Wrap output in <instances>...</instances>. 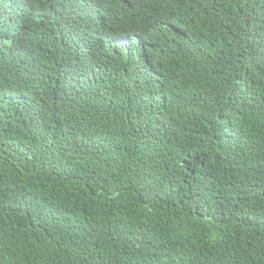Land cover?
Wrapping results in <instances>:
<instances>
[{"label": "trees", "instance_id": "trees-1", "mask_svg": "<svg viewBox=\"0 0 264 264\" xmlns=\"http://www.w3.org/2000/svg\"><path fill=\"white\" fill-rule=\"evenodd\" d=\"M0 264H264V0H0Z\"/></svg>", "mask_w": 264, "mask_h": 264}, {"label": "clouds", "instance_id": "clouds-1", "mask_svg": "<svg viewBox=\"0 0 264 264\" xmlns=\"http://www.w3.org/2000/svg\"><path fill=\"white\" fill-rule=\"evenodd\" d=\"M37 36L40 37L47 45L53 39V34L50 31L41 32V33L37 34ZM75 39L76 38H72L70 40H67L66 39L64 42H62L64 44L54 45V46L50 47V50H52V51L55 52V51H59V50H63V49L70 48V45L69 44H73V42H74ZM117 47H119L120 49H123V51L125 53H128V50H129V48H128V40L127 39H121L118 42V46ZM50 65H51V70L50 71H53V68H54V60H53V58H51Z\"/></svg>", "mask_w": 264, "mask_h": 264}]
</instances>
